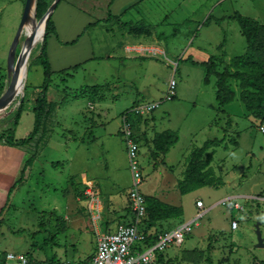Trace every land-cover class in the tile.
Returning a JSON list of instances; mask_svg holds the SVG:
<instances>
[{"label": "rangeland", "instance_id": "rangeland-1", "mask_svg": "<svg viewBox=\"0 0 264 264\" xmlns=\"http://www.w3.org/2000/svg\"><path fill=\"white\" fill-rule=\"evenodd\" d=\"M25 1L0 0V95L9 86L8 54ZM54 1L44 0L27 17L17 58L32 30L33 18L40 30ZM89 1L61 0L51 13L59 31L47 40L53 70L47 98L60 105L55 116L59 124L55 123L42 150L32 183L19 189L3 223L0 263L17 264L7 259L8 252L31 253L38 259L88 258L96 235L87 190L100 200L101 225L111 229L125 220L132 173L120 131L121 116L139 103L156 101L159 105L153 112L131 116L135 137L141 143L142 193H162L161 200L183 208L182 218L159 222L158 229L171 230L204 212L192 223L184 242L166 250L174 254L171 264H260L264 248L256 246L255 224L260 221L264 237V122L247 115L234 79L231 85L236 96L220 107L216 78L211 76L205 83L203 62L219 52L231 58L246 51L238 21L217 18L240 12L264 22V0H143L139 4L137 0L126 9L123 21L151 25L154 34L142 36L128 33V26L109 8L113 0H96L94 9ZM207 11L212 12L209 22ZM91 19L101 21L92 25ZM42 42L39 40L31 52L23 90L0 112V132L23 138L33 129L35 102L44 81L38 58ZM136 45L139 50H125ZM151 48L163 53H153ZM77 63L81 66L76 71L69 69L73 76L61 80L59 70ZM173 74L176 95L168 100V81ZM95 84L96 91L85 93V85ZM90 114L98 115L92 126ZM166 129L178 131L179 140L167 154L155 157L153 136ZM224 136L225 140L213 147L211 162L224 183L182 194L178 180L184 176L191 150L208 139ZM52 162L59 163L53 166ZM228 197L242 208L223 204ZM197 200L204 202L203 208L196 206ZM233 220H237V228H232Z\"/></svg>", "mask_w": 264, "mask_h": 264}, {"label": "trees", "instance_id": "trees-1", "mask_svg": "<svg viewBox=\"0 0 264 264\" xmlns=\"http://www.w3.org/2000/svg\"><path fill=\"white\" fill-rule=\"evenodd\" d=\"M43 1L44 0H37V7H40ZM60 2L61 0H59L58 4ZM211 18V15L207 17L208 22ZM228 18L238 21L241 32L246 38V51L243 54L233 56L228 62L225 61L223 55H211L208 60L203 62L206 67L204 81L207 83L211 76L216 77V99L222 107L231 103L236 96L235 90L230 83V80L234 79L240 87V99L248 111L247 115H251L256 119H261V121L264 122V23L240 12L217 18V20L222 21ZM124 25H128L130 31L137 36L152 34L150 27L143 22L136 26L128 22L124 23ZM51 33L58 36L56 25L52 17H50L47 24L45 39L38 50V58L44 71V81L42 90L39 92L35 102V120L32 131L23 138H15L14 135L5 132L0 134V140L3 139L7 143L20 149L32 151V154L25 161L20 177L9 188L6 201L0 208V227L5 221L6 214L13 205V199L18 189L28 180L33 162L47 145L56 123L55 116L57 104L53 101H49L47 98V90L52 82L53 75L47 46V40ZM80 35L81 34H79V36ZM219 48H222V43H220ZM220 65L223 66L220 68ZM80 66L81 63H77L60 69L59 72L62 73L60 76L63 75L61 80H66L64 76H73V73H71L69 69L72 68L76 71ZM2 85V82H0V92L2 90ZM97 89V84L85 85L84 91L85 93H89ZM22 110L23 104L21 103L18 112L20 113ZM19 116L20 114L16 117L15 122H17ZM178 140V131L166 129L161 132H156L152 140L153 155L156 157L159 153H168ZM223 140H225V136L222 138L208 139L202 146L195 147L191 150L184 176L178 180V188L182 194L199 189L203 186L212 187L224 183L222 178L215 174L211 165L214 153L213 147L220 145ZM235 143H237V141H235ZM210 149H212V151H209ZM58 163L59 162H52V165L56 166ZM145 199L147 205V218L145 222L147 228L150 229L155 227L157 233L168 231L163 228L158 229L159 224L157 223H159L160 220L179 218L183 215V208L181 205L165 202L155 195H147ZM129 208L130 206L128 205V209ZM129 210L126 211V214L129 213ZM105 227L109 229L107 225H105ZM151 238L152 237H149V239ZM27 254L35 257V255L31 253ZM54 258L55 257L52 256L45 259ZM160 260H164L163 256H160ZM164 263L171 264V259L164 261ZM210 264L212 263L210 262ZM260 264H264V260H262Z\"/></svg>", "mask_w": 264, "mask_h": 264}, {"label": "built area", "instance_id": "built-area-1", "mask_svg": "<svg viewBox=\"0 0 264 264\" xmlns=\"http://www.w3.org/2000/svg\"><path fill=\"white\" fill-rule=\"evenodd\" d=\"M144 47L140 48L143 49ZM139 50V48H136ZM145 49V48H144ZM127 50L133 51L135 48L129 47ZM153 53H163L159 48H151ZM177 65V64H176ZM177 81L175 76L168 81L166 99H173L176 95ZM159 102L139 103L130 108L121 116V132L124 136L126 149L129 159V168L132 173V183L127 193L130 210L126 214V219L117 223L116 227L109 230L105 225H101L99 198L95 192L87 190L86 197L90 201L88 206L94 222L96 235L95 248L86 259H37L27 253H7V259L16 261L17 264H165L164 261L170 260L165 254L167 248L181 245L188 233L192 231V223L198 220L204 212L197 215L187 222L178 224L175 228L158 232L155 227L148 229L145 219L147 218V205L141 184L144 180V172L139 160L141 143L135 137L132 115H142L153 112ZM264 131V126H262ZM223 204H231L237 209L242 205L234 200L233 197L223 199ZM197 207H204L202 200L196 201ZM94 210L98 211L94 215ZM95 211V212H96ZM237 220L232 221V228H237ZM149 237H152L149 239ZM163 256V261L160 260Z\"/></svg>", "mask_w": 264, "mask_h": 264}, {"label": "crops", "instance_id": "crops-1", "mask_svg": "<svg viewBox=\"0 0 264 264\" xmlns=\"http://www.w3.org/2000/svg\"><path fill=\"white\" fill-rule=\"evenodd\" d=\"M84 0H81V2H83ZM94 1H96V0H90L89 1V5H90V7L94 4L95 5V3H94ZM137 0H113V3H111V5H110V7L109 8H111L112 7V9H113V13L114 14H118V19L122 22V23H126L125 21H123V17L125 16V14H126V12H127V10H128V7L129 6H131V4H133L134 2H136ZM143 0H139L138 1V4L139 3H141ZM137 4V5H138ZM135 6H136V4H135ZM92 8H93V6H92ZM94 9V8H93ZM127 9V10H126ZM81 12V11H80ZM208 12V11H207ZM209 14H208V16H212V12H208ZM110 17H115V16H113V15H110ZM110 17H108V18H110ZM91 18V17H90ZM108 18H103V20H107ZM54 20V22H55V25H56V29L58 30V23L55 21V18L53 19ZM257 20H259V19H257ZM99 21H101V20H99V19H97V20H95V19H91V24L93 25V24H96L97 22H99ZM260 21V20H259ZM128 23H131V24H133V26H136L137 25V23H132V22H128ZM262 23H264V22H262ZM139 24V23H138ZM146 25H148L149 27H150V30H151V32H152V34H154V32H153V30H152V27H151V25H149V24H147V23H145ZM122 25V24H121ZM128 26V25H127ZM126 26V27H127ZM59 31V30H58ZM127 31H128V33H129V31H130V29H129V26L127 27ZM131 32V31H130ZM132 33V32H131ZM134 34V33H133ZM142 36V35H141ZM129 47H132V48H134L135 47V50H136V48H139V46H128L127 48H129ZM127 48L125 47V50L127 51V52H129L128 50H127ZM126 52V53H127ZM216 55H223V57H224V59H225V61H229L231 58H228V56L226 55V54H224V53H222V52H219V54H216ZM94 58H96V57H93L92 59H94ZM223 65H220L219 67H222ZM64 68V67H63ZM71 72V71H70ZM71 73H73V72H71ZM215 77V76H214ZM216 78V77H215ZM66 80H67V78H66ZM0 82H1V80H0ZM230 83H231V80H230ZM216 84V83H215ZM67 87V86H66ZM63 89H65V88H63ZM234 89V88H233ZM235 90V89H234ZM235 93H236V91H235ZM87 94H90V93H87ZM49 100V99H48ZM49 101H52V100H49ZM54 102V101H53ZM55 103L57 104V107H56V113H57V110L58 109H60L59 108V106L60 105H58V103H57V101H55ZM89 104H90V102H89ZM220 106V105H219ZM92 107H94L93 106V104H92ZM221 107V106H220ZM100 113V112H99ZM96 115V114H95ZM98 115H96V117H97ZM89 117H93L91 120L92 121H90V125L92 126V125H95L96 123H95V121H96V117H94V115L93 114H90V116ZM98 118V117H97ZM59 123H58V120L56 121V125H58ZM1 133H3V131H1L0 132V134ZM15 138H20V137H16V135H15ZM173 147V146H172ZM32 154V151L31 150H28V151H25V150H23V149H20V148H18V147H16V146H13V145H11V144H9V143H7L5 140H0V208L4 205V203H5V201H6V197H7V193H8V190H9V188L11 187V185L20 177V175H21V172H22V169H23V166H24V164H25V161L27 160V158L30 156ZM167 154V153H166ZM41 155H43V153L41 152L38 156H37V158H36V160L33 162V165H32V170H31V173H30V175H29V178H28V180L21 186V187H24V186H27V185H29V184H31L32 183V176H33V174H35V170H36V166H37V163H38V159L41 157ZM20 187V188H21ZM19 188V189H20ZM19 189H18V191H17V193H16V195H15V197H14V199H13V205H14V203H15V201H16V197L18 196V194H19ZM5 192H7L6 193V196H5ZM159 195H161V197L163 196V194L161 193V194H159ZM159 195L157 196V195H155V196H157V197H159ZM166 197H168V196H166ZM4 198H5V200H4ZM166 199H168L169 200V198H166ZM171 200H172V198H170ZM171 203V202H170ZM12 205V206H13ZM12 208V207H11ZM11 210V209H10ZM10 210L8 211V213L6 214V217H5V221H6V219L8 218V215H9V212H10ZM183 217V215H181L179 218H172V219H164V220H160L159 222H165V221H173V220H178V219H180V218H182ZM124 219H126V218H124ZM180 223H182V222H180ZM179 223V224H180ZM117 225V224H116ZM178 225V224H177ZM116 227V226H115ZM115 227H113V228H111V229H109V230H112V229H114ZM3 229V224L1 225V227H0V231ZM172 247H175V246H171V247H169V248H172ZM169 248H167V249H169ZM166 253V252H165ZM169 259H172V258H174V254L173 255H171V254H169V252H167L166 254H165ZM0 264H2V263H0Z\"/></svg>", "mask_w": 264, "mask_h": 264}, {"label": "water", "instance_id": "water-1", "mask_svg": "<svg viewBox=\"0 0 264 264\" xmlns=\"http://www.w3.org/2000/svg\"><path fill=\"white\" fill-rule=\"evenodd\" d=\"M59 0H55L52 6L47 10V12L44 14L43 20H42V32L40 34V40L44 41L46 36V28L48 21L51 17V13L56 8ZM37 0H26L23 13H22V19L20 22V26L18 28V31L12 41V44L10 46L9 54H8V72L10 73V69L14 68L16 65V68L18 70V74L14 75L12 77L11 82L9 83V86L7 89L0 95V112L3 110V108L11 101L20 86V84L25 81V76L22 77V71L25 69V61H26V52L28 49V42H29V36L26 38L25 42L23 43L22 49L19 53V56L17 58V48L20 43L21 35L23 33L24 25L26 22L27 17L36 11L37 8ZM35 20V17L33 18ZM255 230L257 234V243L256 246L258 248H264V237L261 230V224L258 220L255 224Z\"/></svg>", "mask_w": 264, "mask_h": 264}, {"label": "bare ground", "instance_id": "bare-ground-1", "mask_svg": "<svg viewBox=\"0 0 264 264\" xmlns=\"http://www.w3.org/2000/svg\"><path fill=\"white\" fill-rule=\"evenodd\" d=\"M32 20V19H31ZM36 20V19H35ZM34 19H33V27H32V30H31V32H30V38H29V42H28V44H29V46H28V49H27V52H26V61H25V69L22 71V77L23 76H25V77H27V75H28V66H29V58H30V56L32 55L31 54V52H32V50H34L33 48L35 47V45H36V43L40 40V38L38 37L40 34H41V32H42V25H41V27H40V30H39V28L37 27V25H36V21H35ZM30 24V23H29ZM30 26V25H29ZM31 28V27H30ZM24 41V40H23ZM25 42V41H24ZM23 44V43H22ZM16 74H18V70H17V68H16V65H15V67L14 68H12V69H10V73H9V83L11 82V80H12V77L14 76V75H16ZM24 84H25V81H23L21 84H20V86H19V88H18V90H17V93H16V95L18 94V93H20V91H22L23 90V86H24ZM15 95V96H16ZM13 100V99H12ZM11 100V101H12ZM10 102V101H9Z\"/></svg>", "mask_w": 264, "mask_h": 264}]
</instances>
